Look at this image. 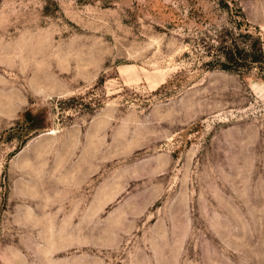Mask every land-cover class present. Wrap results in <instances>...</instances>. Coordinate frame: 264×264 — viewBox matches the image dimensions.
Masks as SVG:
<instances>
[{"label": "rangeland", "instance_id": "obj_1", "mask_svg": "<svg viewBox=\"0 0 264 264\" xmlns=\"http://www.w3.org/2000/svg\"><path fill=\"white\" fill-rule=\"evenodd\" d=\"M0 264H264V0H0Z\"/></svg>", "mask_w": 264, "mask_h": 264}, {"label": "trees", "instance_id": "obj_2", "mask_svg": "<svg viewBox=\"0 0 264 264\" xmlns=\"http://www.w3.org/2000/svg\"><path fill=\"white\" fill-rule=\"evenodd\" d=\"M28 115V114H27ZM27 115H26V118H27ZM29 120V118H27Z\"/></svg>", "mask_w": 264, "mask_h": 264}]
</instances>
